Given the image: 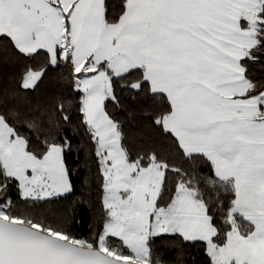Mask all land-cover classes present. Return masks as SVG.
I'll return each instance as SVG.
<instances>
[{
  "label": "trees",
  "instance_id": "1",
  "mask_svg": "<svg viewBox=\"0 0 264 264\" xmlns=\"http://www.w3.org/2000/svg\"><path fill=\"white\" fill-rule=\"evenodd\" d=\"M261 2L255 43L242 58L248 85L237 98L264 93V0ZM126 9L127 0H105V22H118ZM63 50L58 48L53 61L45 48L25 51L11 35H0V115L25 139L34 156L42 158L52 146H62L72 185L64 195L25 197L18 179L6 174L0 151V209L10 219L64 234L96 248L111 217L105 204L106 176L99 138L83 109V73L74 55ZM100 70L108 74L112 85V94L103 102L104 110L116 124L128 162L142 168L153 163L162 167L156 205H171L179 187L184 186L205 206L216 230V244H225L235 228L244 236L251 234L255 224L235 211L238 193L234 179L219 176L205 153L184 148L167 125L172 103L147 80L145 68L116 73L103 61L88 72ZM31 71L40 72L41 76L33 86H28L26 78ZM106 242L109 249L121 255H133L120 237L109 235ZM149 260L151 264H214L207 241L178 232L151 235Z\"/></svg>",
  "mask_w": 264,
  "mask_h": 264
},
{
  "label": "crops",
  "instance_id": "2",
  "mask_svg": "<svg viewBox=\"0 0 264 264\" xmlns=\"http://www.w3.org/2000/svg\"><path fill=\"white\" fill-rule=\"evenodd\" d=\"M252 6L254 0H127L123 17L107 24L105 0H0V35L61 40L58 48L86 70L103 61L116 73L145 68L172 103V132L187 151L207 155L208 139L227 144L246 126L241 109L253 97L236 96L248 85L242 58L255 43L245 16Z\"/></svg>",
  "mask_w": 264,
  "mask_h": 264
},
{
  "label": "rangeland",
  "instance_id": "3",
  "mask_svg": "<svg viewBox=\"0 0 264 264\" xmlns=\"http://www.w3.org/2000/svg\"><path fill=\"white\" fill-rule=\"evenodd\" d=\"M254 2L255 6L248 9L245 16L256 30L261 19L259 11L262 2ZM11 35L21 49L36 51L45 48L50 51L53 61H56L57 45H60L61 40L57 44L54 41L40 42L39 33L19 35L12 32ZM75 61L83 73L80 85L85 92L83 109L86 119L99 138V152L106 176L105 204L111 216L96 248L124 260L151 264L150 236L178 232L191 239L207 241L214 264L233 261L238 264H264V93L254 96L243 105L240 116L246 124L243 131L233 135L224 145L210 143L208 139L206 152L214 162L218 175L231 177L235 181L238 193L235 211L255 224L251 234L244 236L235 228L228 241L218 245L213 241L216 230L205 206L184 186L179 187L171 205H156L163 179L161 165L153 163L148 168H142L137 163L128 162L116 124L108 117L103 106L105 98L112 94L108 74L102 70L89 73V68L85 70L80 67V59L75 57ZM40 76V72L31 71L26 78V85L33 86ZM236 124L235 121L234 126ZM230 136H221L220 139H229ZM189 149L197 148L194 146ZM0 151L6 174L18 179L25 197H55L71 191L62 146H52L42 158L34 156L28 151L25 139L16 134L1 115ZM198 151L204 150L199 147ZM0 215L8 218L1 209ZM47 232L73 241L64 234ZM109 235L123 239L133 255H121L109 249L106 242ZM73 242L84 245L80 241Z\"/></svg>",
  "mask_w": 264,
  "mask_h": 264
},
{
  "label": "water",
  "instance_id": "4",
  "mask_svg": "<svg viewBox=\"0 0 264 264\" xmlns=\"http://www.w3.org/2000/svg\"><path fill=\"white\" fill-rule=\"evenodd\" d=\"M0 264H140L0 215Z\"/></svg>",
  "mask_w": 264,
  "mask_h": 264
}]
</instances>
